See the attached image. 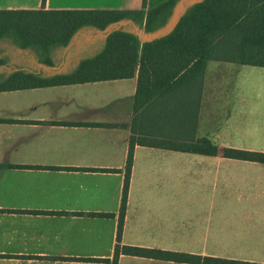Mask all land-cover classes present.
Wrapping results in <instances>:
<instances>
[{"label": "crops", "instance_id": "crops-1", "mask_svg": "<svg viewBox=\"0 0 264 264\" xmlns=\"http://www.w3.org/2000/svg\"><path fill=\"white\" fill-rule=\"evenodd\" d=\"M195 2L178 1L166 26L148 35L122 21L104 31L80 29L65 46L51 45L47 53L3 38L0 78L14 73L41 78L70 74L102 50L112 31L140 32L151 39L170 31ZM97 4L98 0H45L42 6V0H0V11L115 10ZM153 8L146 2L144 11ZM258 73L264 74V68L208 60L202 78L157 97L148 107L146 118L163 117L177 99L188 102L200 93L194 140L208 139L219 151L203 156L136 146L121 245L208 255L218 252L209 249L210 238L219 245L221 239L232 237L251 246L246 252L264 247V242L241 231L194 229L186 206L191 200L177 195L178 187L187 181L191 185L196 164L201 170L197 181L212 189L237 190L241 177L232 162L239 160L224 158L222 150L242 146L221 143L264 134V86L250 80ZM136 80L135 74L125 80L0 92V264L112 263ZM157 127L175 140H190L193 131L192 121L177 115ZM243 180L251 190L238 200L251 206L263 203L264 188L256 189L254 179ZM180 207L184 212L178 218ZM225 220L239 227L243 223L236 215ZM186 237L189 240L180 246L178 238ZM193 238H200V246ZM117 264L181 263L121 255Z\"/></svg>", "mask_w": 264, "mask_h": 264}, {"label": "trees", "instance_id": "trees-1", "mask_svg": "<svg viewBox=\"0 0 264 264\" xmlns=\"http://www.w3.org/2000/svg\"><path fill=\"white\" fill-rule=\"evenodd\" d=\"M178 1L167 0L147 12L144 11L146 0H142V9L135 11H0V40L9 38L20 48L35 47L47 53L51 45L65 46L80 29L104 31L122 21L131 22L148 35L166 26ZM44 3L42 0V6ZM137 33L112 31L97 55L81 61L67 75L41 78L14 73L0 78V92L125 80L136 74L131 136L111 264H117L121 255L181 264H258L125 246L121 245V231L136 146L203 156H216L219 151L208 139L194 140L200 93L188 102L177 99L163 117L157 114L146 118L148 107L157 97L175 93L187 83L202 78L208 60L264 68V0H202L187 8L167 34L142 41ZM173 115L192 121L190 140H175L158 132L157 125L164 120L168 123ZM222 154L226 159L264 164V153L224 148Z\"/></svg>", "mask_w": 264, "mask_h": 264}, {"label": "rangeland", "instance_id": "rangeland-1", "mask_svg": "<svg viewBox=\"0 0 264 264\" xmlns=\"http://www.w3.org/2000/svg\"><path fill=\"white\" fill-rule=\"evenodd\" d=\"M163 1L165 0H146L149 8H153ZM180 1L182 2V0H179V2ZM97 5L104 6L106 9L115 10L125 9L127 7L134 11L142 9L141 0H98ZM250 78V80H256V86H264V74L260 75V73H258L254 77L251 75ZM232 141L233 140L222 141L221 144H236L242 146V151L264 153V134L261 132L256 135H251L250 137L242 136V138L240 137V140ZM232 163L235 172H239L238 176L241 177L237 190H232L227 187L224 189H212L209 187V183L204 184L203 181H197L201 170L198 169V165L196 164L192 170L191 185L190 182L188 184L187 181L186 186L184 185L183 188L178 187V198L191 200V203L187 202L186 206L192 213L191 218L193 219L194 229L207 228L211 232H213V230L221 229L224 231H241L246 237H249L256 242H264V202L251 206L248 205V203H242L238 200L246 197L251 190L248 188L249 186L244 185L245 182L243 178L250 180L254 179L256 189L264 188V164L241 161H234ZM190 174L191 173L187 175L189 176ZM183 209L184 207L178 208V218H180V215H183ZM229 215H236L240 218L238 223L243 222L240 224V227L237 224L230 225V223L225 220ZM188 219L189 216L187 217V220ZM231 238L232 237L221 239V244L219 245L215 239L210 238L209 249L217 250L218 252L200 256L219 257L264 264V247L254 246V252H246L252 249L251 246L245 245L248 244L247 242H244L243 246L236 243L239 241L238 239ZM183 240L189 239L187 237L178 238L177 243L181 246ZM192 240H194L197 246H200V238H193Z\"/></svg>", "mask_w": 264, "mask_h": 264}, {"label": "water", "instance_id": "water-1", "mask_svg": "<svg viewBox=\"0 0 264 264\" xmlns=\"http://www.w3.org/2000/svg\"><path fill=\"white\" fill-rule=\"evenodd\" d=\"M200 1H202V0H196V2L195 3H198V2H200ZM179 19V18H178ZM178 21V20H177ZM177 23V22H176ZM175 23V24H176ZM175 24L173 25V27L175 26ZM172 27V28H173ZM172 28H171V30H172ZM170 30V31H171ZM170 31H168V32H170ZM168 32H166V33H158V34H155L154 36H152L151 37V39H148L147 37H145V36H142V34L140 33V32H138L137 34H138V37L140 38V39H143V41H150V40H152V39H154V38H158V37H160V36H162V35H165V34H167Z\"/></svg>", "mask_w": 264, "mask_h": 264}]
</instances>
